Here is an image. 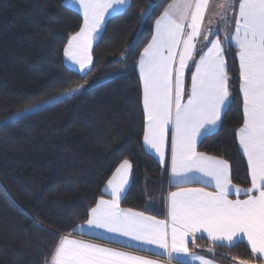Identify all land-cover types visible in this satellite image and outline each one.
<instances>
[{"label":"trees","instance_id":"16d2710c","mask_svg":"<svg viewBox=\"0 0 264 264\" xmlns=\"http://www.w3.org/2000/svg\"><path fill=\"white\" fill-rule=\"evenodd\" d=\"M171 1L131 0L108 19L92 67L80 72L66 64L64 50L83 25L81 13L65 0H0V118L91 82L0 125V264H50L59 241L87 221L125 159L133 181L122 205L166 214L168 165L143 141L146 116L136 64ZM149 4L153 8L142 18ZM226 53L229 105L198 150L228 161L233 183L248 188L250 169L238 141L244 116L237 49L228 45ZM189 249L221 264H264L243 241L229 246L198 236Z\"/></svg>","mask_w":264,"mask_h":264},{"label":"snow or ice","instance_id":"6c2138e0","mask_svg":"<svg viewBox=\"0 0 264 264\" xmlns=\"http://www.w3.org/2000/svg\"><path fill=\"white\" fill-rule=\"evenodd\" d=\"M83 11V26L68 42L64 55L84 72L92 64L91 47L109 9L126 10L130 0H72ZM213 0H172L155 24V34L139 61L142 103L146 116L144 144L154 150L162 164L170 156L171 179L178 191L169 194L168 220L142 212L121 209L120 200L131 173L125 159L107 183L111 200L100 198L90 209L87 224L146 245L171 256L189 254L188 240L197 233L217 244L235 246L246 239L253 254L264 258V0H220L211 14L224 21L234 13L233 30L213 32L206 22ZM153 5L141 13L150 14ZM212 36L213 39H208ZM225 41L238 49L243 125L238 141L247 158L251 187L241 189L231 181L228 161L197 151V140L215 129L229 105L231 92L225 59ZM206 51L195 59L198 44ZM195 71L186 90L189 63ZM84 85L70 87L64 96L80 92ZM187 94V99L185 96ZM54 101L58 98L54 97ZM9 118L3 122L7 125ZM171 140L169 141V131ZM170 147V153H169ZM203 183L215 191L188 188ZM244 192L246 199H239ZM235 193L237 199L229 198ZM82 227V226H81ZM202 264H211L196 257ZM50 264H156L112 249L63 237ZM240 264H247L241 261Z\"/></svg>","mask_w":264,"mask_h":264},{"label":"crops","instance_id":"0c3cea01","mask_svg":"<svg viewBox=\"0 0 264 264\" xmlns=\"http://www.w3.org/2000/svg\"><path fill=\"white\" fill-rule=\"evenodd\" d=\"M130 2H131V0H130ZM65 3H66L67 6H69V7L73 8V9L77 10L83 16L82 9L78 5L74 4L72 2V0H65ZM170 3H172V1ZM219 3H220V0H213L212 6H211L210 11H209V15L206 16V22L208 20H211L212 21L211 27H212L213 32H219L220 37L223 40V38H224V31H223V28H222L221 24L219 25V23H221V22L223 23V21H221L220 17L214 16V15L211 14L213 11H219V9L216 7V5L219 4ZM232 3H234V4H236L238 6L239 0H232ZM168 5H167V7H168ZM213 5H215V6L213 7ZM124 11L125 10L115 11L114 12L113 10L109 9V13L105 16L104 24L102 25L101 30L97 34V38L94 39L93 42H92V47H91L92 64L84 72L88 71L92 67V65H93V48H94L95 44L99 41L100 37L102 36V34L104 32V29H105L106 22L108 21L109 18H111L115 14L122 13ZM159 18H157V20ZM233 18H234V13H232V17L230 18V31L229 32H231L233 30ZM225 19H224V21H225ZM156 21H155V24H156ZM214 22H216L217 24L215 25ZM212 25H215V26L213 27ZM154 34H155V28H154ZM208 39H213V37L212 36H209ZM225 45H226V48L228 47V45H232L233 47L236 48L234 42L225 41ZM67 46H68V44H67ZM202 47H203V43L201 42L200 44H198V50H197V53L195 54V59L197 61L199 60L200 55L203 54V51H206L207 50L206 47H205V48H203V51H201L200 49ZM226 48H225L224 55H225V59H226V62H227ZM237 53H238V49H237ZM237 58H238V55H237ZM139 61H140V59L138 60V62L136 64L138 72H139ZM65 62H66V64L69 67H71V68H73V69H75L77 71H80L79 70V66L76 65L73 61L69 60L68 57H66V56H65ZM238 62H239V59H238ZM191 66H193V65L190 62L189 63V68L186 71V82H187V75H188V72H189V69L191 68ZM194 71H195V68H194L193 72ZM139 75H140V73H139ZM240 83H241V81H240ZM185 99H187V95L185 96ZM225 109H224V111H225ZM224 111L221 114V119H220V122H219L218 126L215 129H213L211 132H209V133H212V132H214L215 130L218 129V127L220 126V123H221V120H222V116L224 114ZM206 134H208V133H206ZM206 134H204V135H206ZM204 135H202L197 140V151L198 152H200L198 150V143H199V141L201 140V138ZM170 140H171V130L169 131V141ZM145 147H146L147 150H149L151 153H153L155 155V151L154 150L150 149L147 145H145ZM241 151L243 152L242 149H241ZM169 153H170V147H169ZM201 153H203V152H201ZM206 155L212 156V155H209V154H206ZM244 156H245V154H244ZM212 157H214V156H212ZM245 158H246V156H245ZM219 159H221V158H219ZM246 160H247V158H246ZM164 164L165 165H168V191H167V194H166V214L164 216H158V215H155V214H153L151 212H147V211L139 210V209H134V208H130V207H126V206L122 205V201H123V199H124V197H125L128 189L130 188V186L132 184V181H133V166H132V169H131V173L129 175V178H128V183L125 186L124 192H123V194L121 196V200H120V208L121 209H131V210H133L135 212H142L146 216H153V217H156V219H158V220H168L169 219V217H168L169 194L171 192L178 191L179 189L175 186V182L172 181V179H171L170 156H169L168 162L167 163H164ZM131 165H132V163H131ZM115 173H116V171H115ZM230 173H231V169H230ZM112 177L110 179H112ZM231 181H232V178H231ZM232 184L233 185H236V184L233 183V181H232ZM236 186H238V185H236ZM106 187H107V184L104 187V193H105V195L103 196V198L105 200H111L112 197L109 195L108 192L105 191ZM184 187H188V188H204L206 191H215V189L213 187L208 186V185L203 184V183H191V184L184 185ZM240 188L241 189H246L245 187H240ZM229 198L235 200V199H237V196L233 192V193H230L229 194ZM246 198H247V196L242 191L240 193L239 199H242L243 200V199H246ZM65 236H68L71 239H75V240H78V241H81V242H84V243H88V244L96 245V246H99V247H104V248L112 249L114 251L122 252V253H125V254H128V255H132V256L141 257V258H144V259H149V260H152V261L156 262V264H202V262L200 260L196 259V257H204L205 259H208L209 261H211V264H221V263H219V262H217V261H215V260H213L211 258H208V257H206V256H204L202 254H199L197 252H191L190 249H189V254H187V255L186 254H176V253H173L171 256H168L167 254H162V253H164V250L159 249V248H157L154 245H146V244H143L141 242H137V241H134V240H130L129 238L120 236L118 234L109 233L106 230L96 229V228L90 227L87 224V221L84 222V223H82V224H80V225H78L77 228L75 229V232L74 233L67 234ZM198 236H204V237L208 238L207 237V233H197L196 234V237H198ZM208 239L210 241H212L210 238H208ZM190 240H191V237L188 240V248H189V242H190ZM241 241L245 242L248 245L246 239L240 240L239 242H241ZM224 245H227V244L225 243ZM255 255L258 256V257H260L259 254H255ZM260 258L264 261V258H262V257H260Z\"/></svg>","mask_w":264,"mask_h":264},{"label":"rangeland","instance_id":"374dc122","mask_svg":"<svg viewBox=\"0 0 264 264\" xmlns=\"http://www.w3.org/2000/svg\"><path fill=\"white\" fill-rule=\"evenodd\" d=\"M214 6L215 5H213V7ZM231 17H232V12H229L227 14V16L225 17L226 18L225 21H223V23L222 22L219 23V25L221 24V26L223 28L224 34H225V32H229L230 31V18ZM144 18H145V16H144ZM214 24L216 25L217 23L214 22ZM215 25H212V26L214 27ZM80 85H84V87L80 90V91H82L85 88H87L88 86H90L91 85V82L85 83V84H80ZM67 90L62 91V92H60V93H58L56 95H53V96H51V97H49L47 99H44V100H42V101H40L38 103H34V104L30 105V106H27V107H25V108H23L21 110H18V111L14 112V113H11V114H9L7 116H4V117L0 118V122H3L5 120V118H9V122L14 121V120H17V119L21 118L24 115H27V114H29L31 112H34V111H36L38 109H41V108L45 107V106H48V105H50V104H52V103H54L56 101L62 100L64 98H67L69 96H64L63 95V93H65ZM54 97L58 98V100L54 101L53 100ZM0 125H3V124L0 123ZM155 156H156V158L158 160H160L159 157H158V155L156 153H155Z\"/></svg>","mask_w":264,"mask_h":264}]
</instances>
